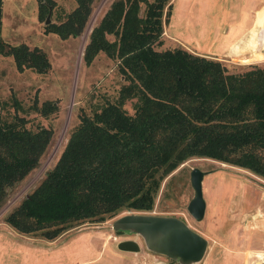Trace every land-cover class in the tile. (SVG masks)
Segmentation results:
<instances>
[{
  "label": "trees",
  "instance_id": "obj_1",
  "mask_svg": "<svg viewBox=\"0 0 264 264\" xmlns=\"http://www.w3.org/2000/svg\"><path fill=\"white\" fill-rule=\"evenodd\" d=\"M37 1L39 16L54 3ZM92 1L74 0L64 18L45 24L44 31L79 35ZM170 9L169 0H111L91 27L84 63L103 52L115 61L122 82L115 97L78 107L53 165L5 214L15 231L51 240L85 221L149 211L163 179L190 157L212 158L264 179V67L248 63L230 70L182 46L158 49ZM0 54H10L19 71L43 73L49 66L41 48L11 45L1 36ZM11 104L20 108L14 97ZM55 109L54 101L44 100L38 111L46 116ZM25 121L16 114L7 120L0 110V205L37 166L52 136L50 128L31 129Z\"/></svg>",
  "mask_w": 264,
  "mask_h": 264
},
{
  "label": "rangeland",
  "instance_id": "obj_2",
  "mask_svg": "<svg viewBox=\"0 0 264 264\" xmlns=\"http://www.w3.org/2000/svg\"><path fill=\"white\" fill-rule=\"evenodd\" d=\"M53 1L48 23L58 22L75 5L74 0ZM110 1L93 0L81 33L61 38L54 32L44 31L48 7L39 16L37 0H2L1 39L11 45L37 46L49 60L43 73L30 68L19 71L10 54H0L2 117L9 120L13 114L22 116L27 127L50 128L52 136L37 166L16 183L0 205V264H159V261H168L147 249L139 236L110 227L113 218L123 211L100 222H82L51 240L17 232L3 220L53 165L69 130L77 122L78 107L88 108L106 96H116L122 79L115 61L103 52H98L89 64L82 59L88 33ZM169 1L173 3L168 22L163 24L158 49L182 46L221 60L230 70L248 63L264 67V0ZM142 9L143 4L140 12ZM227 36L229 40L222 43ZM233 43L239 47L235 48ZM254 51L259 55L251 57ZM13 97L19 101L20 108L15 109L11 104ZM44 100L56 103V109L46 116L38 111ZM123 106L132 111L130 100ZM193 166L211 169L202 178L206 205L200 220L186 210L192 195L188 176ZM148 212L182 218L207 238L205 253L194 264H264V179L249 170L208 157H190L163 179ZM123 238L135 239L140 249H118L116 242Z\"/></svg>",
  "mask_w": 264,
  "mask_h": 264
},
{
  "label": "water",
  "instance_id": "obj_3",
  "mask_svg": "<svg viewBox=\"0 0 264 264\" xmlns=\"http://www.w3.org/2000/svg\"><path fill=\"white\" fill-rule=\"evenodd\" d=\"M49 12L50 7L44 23L49 22ZM209 171L211 169L203 170L198 166L189 170L192 195L186 203V210L196 220H200L205 211L202 178ZM110 227L115 231L139 236L147 249L166 255L179 264H194L200 261L207 248V238L175 215L125 210L113 218ZM116 247L124 251L140 249L138 241L133 238L119 239Z\"/></svg>",
  "mask_w": 264,
  "mask_h": 264
},
{
  "label": "crops",
  "instance_id": "obj_4",
  "mask_svg": "<svg viewBox=\"0 0 264 264\" xmlns=\"http://www.w3.org/2000/svg\"><path fill=\"white\" fill-rule=\"evenodd\" d=\"M243 1H244V0H243ZM171 3H173V1H171ZM171 5H172V4H171ZM245 13H246V12L244 11V17H243V19L245 18ZM243 19H242V20H243ZM225 31H226V30H225ZM225 31H224V32H225ZM223 35H224L223 37H225L226 33H224ZM227 38H229V37L227 36L226 39H225L222 43H226ZM228 40H229V39H228ZM228 40H227V41H228ZM191 51H192V50H191ZM250 54H251V55H250L251 57H252V56H257V55H259V54L257 53V51L251 52ZM244 56H245V55H244ZM211 57H212V56H211Z\"/></svg>",
  "mask_w": 264,
  "mask_h": 264
},
{
  "label": "flooded vegetation",
  "instance_id": "obj_5",
  "mask_svg": "<svg viewBox=\"0 0 264 264\" xmlns=\"http://www.w3.org/2000/svg\"><path fill=\"white\" fill-rule=\"evenodd\" d=\"M165 259H168V261L165 263V262H162V261H159V264H179L178 262L174 261V260H171L170 258H168L166 255H163L161 254Z\"/></svg>",
  "mask_w": 264,
  "mask_h": 264
},
{
  "label": "bare ground",
  "instance_id": "obj_6",
  "mask_svg": "<svg viewBox=\"0 0 264 264\" xmlns=\"http://www.w3.org/2000/svg\"><path fill=\"white\" fill-rule=\"evenodd\" d=\"M252 26H253V24H251V26L249 27V33H250V31H251V28H252ZM246 31V30H245ZM246 34V33H245ZM247 38V37H246ZM246 38H244L245 39V41H246ZM244 39L242 40V42L244 41ZM234 44V46H235V48H237V47H239V44L238 43H233ZM263 49H264V38H263V47H262ZM233 49V48H232ZM236 51H237V49H236ZM263 52H264V50H263Z\"/></svg>",
  "mask_w": 264,
  "mask_h": 264
}]
</instances>
